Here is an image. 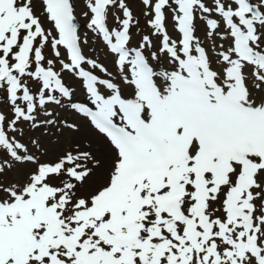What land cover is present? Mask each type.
Here are the masks:
<instances>
[{
    "label": "snow or ice",
    "instance_id": "snow-or-ice-1",
    "mask_svg": "<svg viewBox=\"0 0 264 264\" xmlns=\"http://www.w3.org/2000/svg\"><path fill=\"white\" fill-rule=\"evenodd\" d=\"M140 3L0 0V264H264V0Z\"/></svg>",
    "mask_w": 264,
    "mask_h": 264
},
{
    "label": "rangeland",
    "instance_id": "rangeland-1",
    "mask_svg": "<svg viewBox=\"0 0 264 264\" xmlns=\"http://www.w3.org/2000/svg\"><path fill=\"white\" fill-rule=\"evenodd\" d=\"M73 2H74V7H75V2H76V13H75L76 17L81 21V23L83 22L84 24H86V19L82 15V11L84 10V0H75V1L73 0ZM127 3L129 4L130 8L132 9L133 15L139 19L138 28L134 27L132 29V33H133L132 44L135 45L138 42V40L140 39V36L147 34L149 32V29L147 27V19L143 16V9H142V5L140 3V0H127ZM37 10H39L38 0H37ZM117 14H119V13H117ZM197 28H198L197 35L203 39V37H204L203 25L198 23ZM168 30H169V33L171 35L175 36V33L172 30L170 14H169ZM87 31L88 30L85 27V30H83V32L81 33V36L83 37V35ZM138 31H139V35H137ZM88 39H89L90 43H89V46L87 48H85V53L87 55L93 56L94 58L96 56H99L100 59L111 70V60L109 57L105 56V52H104L102 46L100 45V43H95V44L91 43V41L93 40V36H92V34L90 35V33H88ZM93 48L95 49V52H90L89 49H93ZM65 82L67 84L71 85L72 87H75L77 89V96L82 98V93L80 92L79 85L73 79H71L69 77H65ZM0 111H4L7 114V108H6L2 98H0ZM54 131L55 130H53V132ZM70 136H71L70 133L64 132L62 135H59V137H58L59 143L50 144V143H48L47 140L44 141L45 146L49 150V158L54 157L64 147L69 146V137ZM52 139L56 140L57 136H53ZM82 139H84L82 134H80L79 136H76V137H72V140H82ZM9 178H12V174H10ZM86 187H89V186H86Z\"/></svg>",
    "mask_w": 264,
    "mask_h": 264
},
{
    "label": "bare ground",
    "instance_id": "bare-ground-1",
    "mask_svg": "<svg viewBox=\"0 0 264 264\" xmlns=\"http://www.w3.org/2000/svg\"><path fill=\"white\" fill-rule=\"evenodd\" d=\"M81 134L83 135V137L85 138V136H86V133L85 132H81Z\"/></svg>",
    "mask_w": 264,
    "mask_h": 264
}]
</instances>
